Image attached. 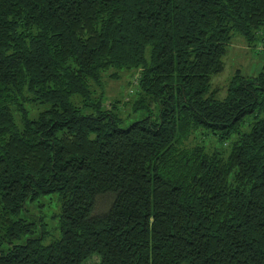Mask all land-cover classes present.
<instances>
[{
    "label": "trees",
    "instance_id": "16d2710c",
    "mask_svg": "<svg viewBox=\"0 0 264 264\" xmlns=\"http://www.w3.org/2000/svg\"><path fill=\"white\" fill-rule=\"evenodd\" d=\"M235 34L264 0H0V264H264V67L211 86Z\"/></svg>",
    "mask_w": 264,
    "mask_h": 264
},
{
    "label": "rangeland",
    "instance_id": "374dc122",
    "mask_svg": "<svg viewBox=\"0 0 264 264\" xmlns=\"http://www.w3.org/2000/svg\"><path fill=\"white\" fill-rule=\"evenodd\" d=\"M226 55L223 57V69L216 73L212 77L211 86L215 88L217 95L222 96L226 89V84L231 74L239 69L242 74L250 76L254 75L258 70H261L264 67V46L261 42L255 41L252 46H247L245 40H243L240 34H235L227 46ZM127 69H122V72H118L119 77L111 78L108 76L112 70L106 72L104 77L103 91L105 93L104 99L120 98L126 102L120 104V113L126 114L129 111L130 104H128V98L132 95V92H135L136 86V77L137 72L133 73V70L126 71ZM139 114V113H138ZM141 114V113H140ZM111 195L106 194L100 196L97 200V207L99 210H104L107 207L108 201L110 200ZM46 209H51V204L46 205ZM31 208V204L29 205ZM45 207L40 206L36 207L34 212L44 209ZM50 219H48L49 221ZM99 260V255L96 252L90 253L81 264H97Z\"/></svg>",
    "mask_w": 264,
    "mask_h": 264
}]
</instances>
